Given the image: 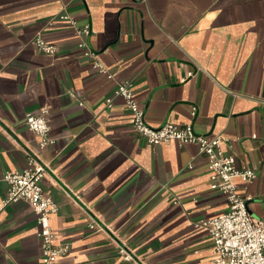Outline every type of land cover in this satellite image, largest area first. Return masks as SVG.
I'll list each match as a JSON object with an SVG mask.
<instances>
[{
  "label": "crops",
  "instance_id": "crops-1",
  "mask_svg": "<svg viewBox=\"0 0 264 264\" xmlns=\"http://www.w3.org/2000/svg\"><path fill=\"white\" fill-rule=\"evenodd\" d=\"M61 14L88 25L85 43L110 78L82 57ZM37 35L54 55L33 48ZM122 82L147 126L190 124L195 135L226 138L222 151L254 173L234 183L249 216L260 218L264 0H0V198L2 176L21 171L29 153L57 206L54 242H70L54 264H210L211 241L192 224L226 204L208 188L205 158L192 144L137 136L113 95ZM43 108L54 143L39 148L23 119ZM90 221L100 230H88ZM0 264H40L35 217L23 202L0 210Z\"/></svg>",
  "mask_w": 264,
  "mask_h": 264
},
{
  "label": "built area",
  "instance_id": "built-area-1",
  "mask_svg": "<svg viewBox=\"0 0 264 264\" xmlns=\"http://www.w3.org/2000/svg\"><path fill=\"white\" fill-rule=\"evenodd\" d=\"M72 27L77 38L76 49L83 58L91 63L92 68L99 74L110 75L96 59L85 43L89 34L87 24L76 26L66 14L57 17ZM30 44L44 55H54L56 50L51 44L45 43L39 35L35 36ZM191 77L187 72L180 82ZM113 95L123 100L127 110L128 125L131 130L149 145H159L174 142L177 145H195L199 154L205 158L208 176V188L219 193L226 204V211L208 220H198L192 224L195 229L205 231L211 241L210 264H264V215L253 219L246 210L245 199L237 191L235 181L249 182L254 178L250 169H239L234 164L231 155L225 154L221 145L227 141L221 135L201 136L193 134L190 124L173 125L164 123L157 128H151L144 122L143 111L134 100L133 89L127 82L118 83ZM110 108V100L104 102ZM194 108L190 109V116ZM45 108L38 114L24 115L25 127L35 135L39 148L50 146L54 140L49 135ZM26 165L14 173H5L1 180L6 184L3 197L0 198V210L7 204L23 202L32 210L35 217L36 237L39 241L40 264H54L58 258L64 257L70 249V242H54V234L49 225V218L57 211L56 204L43 193L40 186L45 175L43 164L33 155L25 153ZM88 230H100L93 221L87 224ZM123 260L129 256L123 254Z\"/></svg>",
  "mask_w": 264,
  "mask_h": 264
}]
</instances>
